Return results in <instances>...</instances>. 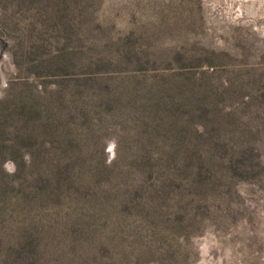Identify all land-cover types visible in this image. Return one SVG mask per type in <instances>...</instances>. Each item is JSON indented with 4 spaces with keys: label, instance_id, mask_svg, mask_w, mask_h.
<instances>
[{
    "label": "rangeland",
    "instance_id": "rangeland-1",
    "mask_svg": "<svg viewBox=\"0 0 264 264\" xmlns=\"http://www.w3.org/2000/svg\"><path fill=\"white\" fill-rule=\"evenodd\" d=\"M3 115L4 183L14 157L102 159L130 185L156 169L59 236L14 177L0 264H264V0H0Z\"/></svg>",
    "mask_w": 264,
    "mask_h": 264
},
{
    "label": "trees",
    "instance_id": "trees-1",
    "mask_svg": "<svg viewBox=\"0 0 264 264\" xmlns=\"http://www.w3.org/2000/svg\"><path fill=\"white\" fill-rule=\"evenodd\" d=\"M8 119L11 120L12 116L3 115L2 121H0L1 131L3 130L2 125H5ZM59 127L57 124L52 125V121L49 120L47 122V133L51 137L61 139L63 133H60ZM32 133L29 122H25V129L21 133L22 137L31 138ZM21 134L17 132L15 137H20ZM62 146L63 143L53 148H47V154L62 155L68 151L70 152L69 149H64ZM20 151L21 144L20 146L17 143L9 146L0 145V167L5 160L12 155H17ZM14 158L16 159L17 168L11 174V177L14 178L24 173L30 174L36 213L34 217L36 221L46 220L47 235L51 236L61 235L63 228H67V225L64 224H80L82 220L81 215L78 213V207L80 206L83 209L89 208L87 212H95V216L98 213L96 210L100 207H118L117 205L127 207L132 204L135 200L133 194L135 196L150 189L145 178L149 179L152 175L150 171L156 169V165L149 163V161L141 162L143 172L141 171V176L133 178L130 185L128 181L129 172L131 173V171L127 170L123 176L116 172L113 164L109 165L102 159L47 157V162L39 163L34 160L28 162L26 160L23 163L22 160ZM13 178L5 183L0 181V210L3 202L9 198L8 194L12 192V183L15 179ZM137 179H139L138 184H136ZM45 205L57 210L55 217L47 219V213L42 212L46 209ZM51 220L52 224L57 225L55 229L52 226L49 227V221Z\"/></svg>",
    "mask_w": 264,
    "mask_h": 264
},
{
    "label": "clouds",
    "instance_id": "clouds-1",
    "mask_svg": "<svg viewBox=\"0 0 264 264\" xmlns=\"http://www.w3.org/2000/svg\"><path fill=\"white\" fill-rule=\"evenodd\" d=\"M8 170H9V171H14V168H9Z\"/></svg>",
    "mask_w": 264,
    "mask_h": 264
}]
</instances>
